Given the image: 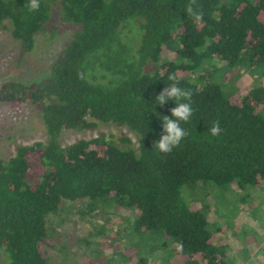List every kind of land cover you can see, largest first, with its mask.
<instances>
[{"label": "trees", "instance_id": "1", "mask_svg": "<svg viewBox=\"0 0 264 264\" xmlns=\"http://www.w3.org/2000/svg\"><path fill=\"white\" fill-rule=\"evenodd\" d=\"M48 2L74 27L71 36L44 77L0 84V102L34 104L46 133L45 141L0 158V264H48L49 217L64 201L84 198L135 208L134 230L152 237V252L172 244L161 263L227 264L205 209L194 205L205 197L195 195L264 181V86L236 97L214 80L225 74L218 77L213 62L264 63V0H196L199 24L185 9L191 0H39L38 11L29 10L30 0H0V25L22 53L33 50L40 32L55 36ZM172 75L191 92L193 114L181 122L187 136L165 154L153 143L176 105L160 106L155 97ZM89 118L126 127L137 147L103 133L60 144L61 130L96 126ZM216 121L221 133L212 136Z\"/></svg>", "mask_w": 264, "mask_h": 264}, {"label": "rangeland", "instance_id": "2", "mask_svg": "<svg viewBox=\"0 0 264 264\" xmlns=\"http://www.w3.org/2000/svg\"><path fill=\"white\" fill-rule=\"evenodd\" d=\"M48 7V23L57 25L58 30L54 37L49 29L40 32L30 52L22 53L19 42L12 38L8 28L0 25V84L8 80L28 84L44 77L56 53L71 36L74 27L61 23L59 5L48 2ZM213 63L220 70L218 77L225 74L221 79L224 82L217 76L214 80L230 94L234 92L236 97L252 86L260 83L264 86V63L250 69L229 68L222 61ZM192 74L195 73H182L181 76L197 81ZM88 120L95 122L96 126L82 130L63 129L59 135L60 144L66 146L75 140L103 133L119 143L120 137L127 136L131 145L137 147L135 133L126 127L92 118ZM45 136L43 121L34 104L28 101L0 102L1 159L14 155L19 145L45 141ZM206 193L196 194L205 200L203 205L200 200L194 205L205 209L217 245L224 246L227 264H264V181L244 190L231 184L223 189L222 194ZM137 215L135 208L119 206L110 198L64 201L57 216H50L48 220L51 244L46 253L47 263L142 264L144 260L145 264H168L167 261L161 263L160 259L172 249V244L161 252H152V237L134 230L133 221Z\"/></svg>", "mask_w": 264, "mask_h": 264}, {"label": "clouds", "instance_id": "3", "mask_svg": "<svg viewBox=\"0 0 264 264\" xmlns=\"http://www.w3.org/2000/svg\"><path fill=\"white\" fill-rule=\"evenodd\" d=\"M196 0H191V3L185 7L189 17L196 23H202L204 14L202 11L196 10L194 7ZM30 11H38L40 7L39 0H30L27 5ZM79 78L84 79L83 72L78 73ZM169 80L173 83L168 84L156 97V104L163 106L168 101H175V107L170 109L172 117H162L163 134L160 139L154 141L153 147L161 153H170L175 147L179 146L181 141L187 136V132L181 127V122L187 123L192 114L193 109L191 103V92L183 89L177 82V77L169 76ZM212 136H219L221 133V125L219 121L214 122L213 126L208 129Z\"/></svg>", "mask_w": 264, "mask_h": 264}]
</instances>
